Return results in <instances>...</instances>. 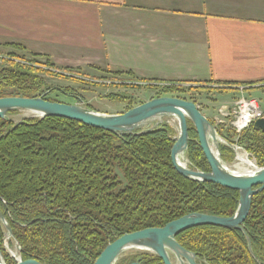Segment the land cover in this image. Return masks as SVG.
I'll return each instance as SVG.
<instances>
[{"label":"trees","instance_id":"obj_1","mask_svg":"<svg viewBox=\"0 0 264 264\" xmlns=\"http://www.w3.org/2000/svg\"><path fill=\"white\" fill-rule=\"evenodd\" d=\"M29 55L30 60L14 53L6 55L10 60H5V66L0 68V98L45 94L46 101L58 103L50 97L57 89L51 88L43 75L81 82L75 78L79 70L58 69L48 60H37L44 56ZM82 84L90 86L87 82ZM114 87L138 88L123 84ZM145 88L157 91L155 98L175 97L195 104L193 98H185L187 93L210 92L205 87L177 85ZM227 89L215 91L222 93ZM113 97L126 104L123 112L142 104L118 94L109 98ZM17 113H8V121L0 119V212L12 231V241L21 249L22 261L93 264L108 244L125 234L161 228L192 213L227 218L237 209L238 192L188 181L175 171L170 152L176 133L165 122L133 136L56 117L14 122L11 117ZM187 125L188 168L207 173L210 169L195 130L190 122ZM216 130L226 141L250 154L258 167L264 166V134L252 127L238 136L226 128ZM220 152L224 163L233 160L234 154L227 146L221 145ZM242 228L245 234L201 226L186 230L175 239L196 255L198 264H264V190L252 198ZM3 236L0 224V250L5 264H16L4 249ZM246 237L258 263L248 252ZM135 262L162 264L149 253L124 254L116 264Z\"/></svg>","mask_w":264,"mask_h":264},{"label":"crops","instance_id":"obj_2","mask_svg":"<svg viewBox=\"0 0 264 264\" xmlns=\"http://www.w3.org/2000/svg\"><path fill=\"white\" fill-rule=\"evenodd\" d=\"M0 50L124 85L251 96L264 91V0H0Z\"/></svg>","mask_w":264,"mask_h":264},{"label":"water","instance_id":"obj_3","mask_svg":"<svg viewBox=\"0 0 264 264\" xmlns=\"http://www.w3.org/2000/svg\"><path fill=\"white\" fill-rule=\"evenodd\" d=\"M47 94V93H46ZM79 104H64L45 100V94L34 98L6 97L0 98V119L8 121V113L23 111L29 118L44 119L48 117L75 121L89 127L117 135L138 136L145 134L163 124L164 119L172 118L177 122L178 132L171 148L170 159L175 171L184 179L197 183L216 184L238 192L237 209L227 218L208 214L192 213L167 223L161 228H149L125 234L108 244L93 264H116L128 251L137 250L149 253L161 260L162 264H198L196 255L178 244L175 237L192 228L213 226L227 230H239L245 222L251 200L264 190V166L258 167L251 174H241L222 161L220 146H227L235 154L237 146L226 141L214 125L202 115L194 102L175 98H153L120 114L98 113ZM195 130L197 140L210 171L205 173L188 168L186 157L188 149V125ZM150 123H153L151 126ZM255 132L264 134V118L252 124ZM0 224L7 233L5 239L13 238L12 231L0 212ZM247 249L255 262L250 240L246 237ZM18 252L21 251L15 243ZM16 264H40L36 261L16 260ZM0 264H5L0 250ZM133 264H139L135 262Z\"/></svg>","mask_w":264,"mask_h":264},{"label":"rangeland","instance_id":"obj_4","mask_svg":"<svg viewBox=\"0 0 264 264\" xmlns=\"http://www.w3.org/2000/svg\"><path fill=\"white\" fill-rule=\"evenodd\" d=\"M6 50H0V68L5 66L6 59L2 56H6ZM81 77V82H72L60 79L49 78L45 75L42 77L44 78L45 82L54 89L64 90L65 92L73 94L75 98L66 96L61 94L58 91H53L50 95L51 98H54L59 101V103L64 104H79V100H81V105L83 107H91L89 109H93L98 113H105V114H120L123 113V110L126 107V104L122 101H119V98H109L111 94H118L120 96H124L125 98L130 99V101L134 102L135 104L138 103H145L153 98H155L157 91L146 89L143 87H138L135 89L132 88H123V87H114L118 85H122L121 83H126L129 81H120L118 79L109 78V76H104L96 79L90 78L88 75L78 74ZM76 78V77H75ZM87 82L90 83V86L84 85L82 83ZM107 82H111L108 86H106ZM104 85V86H103ZM124 85V84H123ZM160 87L165 86L164 84H160ZM65 89H70V91H66ZM184 96V95H183ZM233 96L235 98H233ZM240 95H236L233 92H225L223 95L217 94L215 92H192L187 93L185 98H193L196 101V106L199 108L200 112L204 117H206L209 121L213 122L218 117L217 110L222 105L230 106L234 104L237 98ZM245 97L251 98L254 97L259 103V108L262 110L264 108V91L259 90L251 93V96L245 94ZM140 105V104H139ZM12 121L19 122L22 119L29 118V115L23 111H19L16 115L11 117ZM264 118V117H262ZM164 122L168 124L176 133L178 132L177 122L172 118L164 119ZM153 123H150L151 126ZM242 149V148H241ZM240 151L245 152L243 149ZM239 152V151H238ZM246 156L248 159V153ZM237 162L235 160V154L233 160L230 163H226L227 166L233 167V165ZM234 170V169H233ZM2 226V225H1ZM3 228V227H2ZM4 229V228H3ZM4 247L7 253H16L15 243L11 240H3ZM136 254H146L143 251L132 250L126 253L127 256L136 255Z\"/></svg>","mask_w":264,"mask_h":264},{"label":"built area","instance_id":"obj_5","mask_svg":"<svg viewBox=\"0 0 264 264\" xmlns=\"http://www.w3.org/2000/svg\"><path fill=\"white\" fill-rule=\"evenodd\" d=\"M57 73L66 75L61 72ZM110 83L111 82H107L104 84L109 85ZM217 112L218 117L213 120L215 126L229 129L236 136L250 128L257 119L262 117L258 101L254 98L245 97L243 92L234 104L230 106L222 105ZM240 149L241 148L237 147V153L238 151L241 152ZM248 156L250 157L248 160L253 163V168L244 174H251L258 169L255 159L250 154H248ZM13 255H15V253ZM15 258L16 260L18 259L16 255Z\"/></svg>","mask_w":264,"mask_h":264},{"label":"bare ground","instance_id":"obj_6","mask_svg":"<svg viewBox=\"0 0 264 264\" xmlns=\"http://www.w3.org/2000/svg\"><path fill=\"white\" fill-rule=\"evenodd\" d=\"M29 115V114H28ZM31 115H29L30 117ZM237 162L233 165V169L238 173H246L249 172L253 168V163L248 160L246 154L244 152H238L236 154Z\"/></svg>","mask_w":264,"mask_h":264},{"label":"flooded vegetation","instance_id":"obj_7","mask_svg":"<svg viewBox=\"0 0 264 264\" xmlns=\"http://www.w3.org/2000/svg\"><path fill=\"white\" fill-rule=\"evenodd\" d=\"M90 88H91V86H90ZM55 91H58V92H60L61 94H63V95H66V96H69V97H72V98H75L76 99V97L73 95V94H71V93H68V92H65V91H63V90H60V89H57V90H55ZM6 235H7V233L5 232V230H4V236H3V240H6L5 239V237H6ZM8 240H11L12 241V238H7ZM3 245H4V242H3ZM4 249H5V247H4ZM5 251H6V249H5ZM7 252V251H6ZM18 253V255H19V252H17ZM10 256V258H12L11 257V255H9ZM13 259V258H12ZM14 260V259H13ZM20 260H21V258H20ZM15 261V260H14ZM22 261V260H21ZM16 262V261H15ZM131 264H133V263H131Z\"/></svg>","mask_w":264,"mask_h":264}]
</instances>
